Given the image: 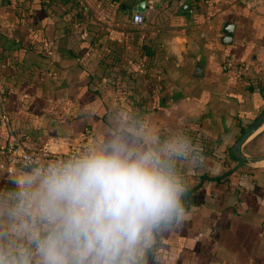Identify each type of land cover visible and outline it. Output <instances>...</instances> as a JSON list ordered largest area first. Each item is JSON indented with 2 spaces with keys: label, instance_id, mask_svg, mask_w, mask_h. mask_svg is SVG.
<instances>
[{
  "label": "crops",
  "instance_id": "1",
  "mask_svg": "<svg viewBox=\"0 0 264 264\" xmlns=\"http://www.w3.org/2000/svg\"><path fill=\"white\" fill-rule=\"evenodd\" d=\"M0 0V163L10 132L30 150L67 152L130 126L160 145L183 133L175 161L204 179L188 218L154 234L145 264H264V154L240 160L243 127L264 117V5L256 0ZM225 22L233 24L223 41ZM226 53L246 61L241 76ZM256 119V120H257ZM245 128V129H246ZM264 145V120L241 145ZM200 149L202 163H199ZM248 155V154H246ZM29 168L0 167V193ZM224 179V177L222 178Z\"/></svg>",
  "mask_w": 264,
  "mask_h": 264
},
{
  "label": "clouds",
  "instance_id": "2",
  "mask_svg": "<svg viewBox=\"0 0 264 264\" xmlns=\"http://www.w3.org/2000/svg\"><path fill=\"white\" fill-rule=\"evenodd\" d=\"M190 151L183 133L160 145L121 126L33 161L0 193V264H145L154 234L188 218L175 161Z\"/></svg>",
  "mask_w": 264,
  "mask_h": 264
},
{
  "label": "built area",
  "instance_id": "3",
  "mask_svg": "<svg viewBox=\"0 0 264 264\" xmlns=\"http://www.w3.org/2000/svg\"><path fill=\"white\" fill-rule=\"evenodd\" d=\"M262 2L264 0H256ZM132 20L135 23L144 22V13L140 10H135L132 13ZM223 68L232 76L244 75L250 68L249 64L236 57L231 53H226L222 62ZM0 124L8 126V114L4 105V98L0 96ZM85 147L74 148L67 152H56L47 148H40L35 150H28L20 135L10 132L9 138L4 147L5 159L0 163V167L10 174L15 173L18 169L29 168L32 162H42L54 158L66 156L72 151H78ZM26 165L28 167H26Z\"/></svg>",
  "mask_w": 264,
  "mask_h": 264
},
{
  "label": "water",
  "instance_id": "4",
  "mask_svg": "<svg viewBox=\"0 0 264 264\" xmlns=\"http://www.w3.org/2000/svg\"><path fill=\"white\" fill-rule=\"evenodd\" d=\"M144 7H145V1L142 0L137 3L135 9L143 10ZM232 29H233L232 23L230 22L224 23V27H223L224 35L222 37L223 41H230L231 36H232V31H233ZM263 120H264V117L261 114L257 120L250 123L249 126L246 129H244L242 133L239 135V137L237 138V140L235 141L232 147L233 155L236 158L240 160H247V159L257 160L261 158V156L246 155L241 151L240 148H241V145L245 142V140L248 139V137H250L251 134L255 132V130L262 124Z\"/></svg>",
  "mask_w": 264,
  "mask_h": 264
},
{
  "label": "trees",
  "instance_id": "5",
  "mask_svg": "<svg viewBox=\"0 0 264 264\" xmlns=\"http://www.w3.org/2000/svg\"><path fill=\"white\" fill-rule=\"evenodd\" d=\"M256 119H254V120H256ZM245 128L246 127H243L242 130H244ZM28 150H30V149H28ZM229 172H230V170H227V171H224L223 173H221L219 175H214V176H209L207 174H203L201 176V180H199V182H197L196 184H194V185H186L188 191H187V196L185 197V206H187L188 203H192V202L195 201V192L198 190L199 187H201L204 179H210V180H213V181H216V182H220L221 180H223L222 182H226L227 181L226 176H227V174ZM223 177H224V179H222Z\"/></svg>",
  "mask_w": 264,
  "mask_h": 264
},
{
  "label": "rangeland",
  "instance_id": "6",
  "mask_svg": "<svg viewBox=\"0 0 264 264\" xmlns=\"http://www.w3.org/2000/svg\"><path fill=\"white\" fill-rule=\"evenodd\" d=\"M257 145V144H256ZM251 146L250 147V140L245 144V152L248 155H263L264 154V145H258V146Z\"/></svg>",
  "mask_w": 264,
  "mask_h": 264
}]
</instances>
